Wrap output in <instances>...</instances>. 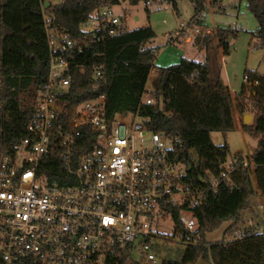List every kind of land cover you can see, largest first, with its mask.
Segmentation results:
<instances>
[{"label": "trees", "instance_id": "1", "mask_svg": "<svg viewBox=\"0 0 264 264\" xmlns=\"http://www.w3.org/2000/svg\"><path fill=\"white\" fill-rule=\"evenodd\" d=\"M128 1L136 4L141 0ZM167 1L176 9L175 0ZM189 1L193 5L192 16L205 9V0ZM245 1L257 20L253 36L264 48V0ZM116 4L120 0H63L56 7H51L50 2L45 7V0H0V152L12 153L14 146L28 135L26 126L35 113L37 94L48 71L46 29L49 27L60 36L82 39L87 35L82 30L84 21L104 5ZM99 32L101 41L91 45L89 51L73 53L72 64L82 67L72 70L73 79L64 95L65 109L104 91L111 116L138 110L150 129L166 130L179 137L180 142L171 155L186 164L185 181L200 186L203 193L199 204L192 209L198 224L199 244L174 251L165 248L159 263L194 264L202 260L205 264H264V233L252 224L241 228L243 211L250 208V198L255 194L251 174L264 198V74L247 70L250 82L257 79L258 84H244L234 95V108L239 115L245 113L246 106L250 108L252 121L244 124L241 120V129L257 139L256 148L249 158L239 153L231 156L233 166L241 165L230 172L235 187L220 183L213 189L209 177L219 178L224 168L206 153L201 142H191L201 132L232 131L235 123L228 88L218 74H210L209 58L201 62L182 57L160 67L151 82L154 103L140 104L155 59L154 47L149 46L154 38L153 29L149 25L128 29L120 18L116 24H102ZM235 35L233 29H216L213 35L194 36L192 44L211 48L215 36L226 51L227 39ZM93 64H102V76L98 80L92 77ZM95 82L99 84L97 90ZM95 145V134L87 127L81 128L73 143L66 147L60 145L56 136L51 137L49 151L40 160L38 176L49 183H66L72 174L62 154L70 153L73 168L78 156ZM192 148L195 157L191 155ZM212 148L220 152L224 147ZM245 159L249 163L246 167L242 166ZM188 165L190 171L186 170ZM199 175L208 182L207 186L199 182ZM178 211L173 209L176 232L183 234L177 221ZM224 222L228 225L223 237L208 240L207 233ZM118 256L119 264H127L133 258L129 248L119 251Z\"/></svg>", "mask_w": 264, "mask_h": 264}, {"label": "built area", "instance_id": "2", "mask_svg": "<svg viewBox=\"0 0 264 264\" xmlns=\"http://www.w3.org/2000/svg\"><path fill=\"white\" fill-rule=\"evenodd\" d=\"M119 20L111 7L103 6L82 24L87 32L82 39L46 29L48 71L26 126L28 135L12 153L0 152V264H119L118 252L127 248L133 257L127 264H156L165 254L162 242L174 238L183 246L199 244L192 209L203 193L200 186L185 181L186 164L171 155L179 137L150 129L138 110L111 116L104 91L65 109L72 70L82 67L72 64L73 53L89 51L102 39L101 25ZM202 27L200 12L166 33L167 42H190L200 33L210 34V28ZM92 69L93 79L98 80L102 64H93ZM244 81L258 84L257 79L250 82L247 73ZM148 83L140 104L155 101ZM98 86L95 82L94 89ZM83 127L95 134L96 145L81 153L73 168L70 153L62 154L71 179L59 184L38 176L51 137L66 147ZM248 165L243 160L242 166ZM239 166H233L231 158L219 178L211 176V187L220 183L235 187L230 172ZM174 208L179 210L183 234L176 232ZM168 217L173 220V237L158 231V222Z\"/></svg>", "mask_w": 264, "mask_h": 264}, {"label": "rangeland", "instance_id": "3", "mask_svg": "<svg viewBox=\"0 0 264 264\" xmlns=\"http://www.w3.org/2000/svg\"><path fill=\"white\" fill-rule=\"evenodd\" d=\"M120 4L111 6L115 14L122 20V25L128 29L149 25L154 31V38L149 46L154 47L155 59L153 61V73L149 76L148 86L160 67H166L178 62L182 57L195 61H204L209 58L211 75H219L223 85L227 86L231 96L232 115L236 117L238 112L234 108V95L238 92L244 81L247 70H254L264 74V48L258 43L253 33L257 27V20L248 10L245 0H217L210 5L212 0H205V9L202 12L203 29L210 28V34H215L216 29H231L235 36L229 37L227 50L224 51L219 40L214 36L211 48H199L190 41L180 40L172 43L167 42L166 33L174 30L180 22H187L193 15V5L189 0H175L176 9L167 0H150L147 3L138 1L130 4L128 0H120ZM51 7L63 3V0H49ZM147 5V10H146ZM107 5H104V7ZM201 35H205L200 33ZM194 37L192 38V40ZM1 90V85H0ZM1 105V100H0ZM245 112L251 113L248 106ZM241 121V118H240ZM252 121V120H251ZM201 142L210 157L226 166L234 153H239L244 158H249L257 145V139L245 133L239 126L232 131L201 132L191 142ZM212 146L224 147L216 152ZM195 157L193 148L190 150ZM211 177H209L210 179ZM255 194L250 198V208L243 211L242 218L245 226L255 225L258 231L264 232V198L258 195L254 176L251 174ZM260 205L263 207L260 208ZM252 209V210H251ZM252 222V223H251ZM257 223H259L257 225ZM228 223H222L216 230L207 233L210 241L220 240ZM158 231L166 236L173 235V220L166 218L158 222ZM162 246L171 251L183 249L184 246L172 241L162 242ZM170 252V251H168ZM165 253V252H164ZM142 264H147L146 262ZM156 264H160L159 262ZM194 264H205L202 260Z\"/></svg>", "mask_w": 264, "mask_h": 264}, {"label": "water", "instance_id": "4", "mask_svg": "<svg viewBox=\"0 0 264 264\" xmlns=\"http://www.w3.org/2000/svg\"><path fill=\"white\" fill-rule=\"evenodd\" d=\"M49 6V0H45V7H48ZM230 38L227 39V42H229ZM252 114L251 113H247L245 112L243 115H242V122L244 124H249L252 120ZM191 169V166L188 165L187 166V171H190ZM198 179H199V182L203 185V186H207V181L201 176L199 175L198 176Z\"/></svg>", "mask_w": 264, "mask_h": 264}, {"label": "crops", "instance_id": "5", "mask_svg": "<svg viewBox=\"0 0 264 264\" xmlns=\"http://www.w3.org/2000/svg\"><path fill=\"white\" fill-rule=\"evenodd\" d=\"M120 3H121V1H120ZM168 33V32H167ZM180 41V40H179ZM186 42V41H185ZM188 43H190V42H188ZM192 44V43H191ZM259 73V72H258ZM259 74H261V73H259ZM240 118H241V120H242V115H239V114H237L236 115V117H234L233 119H234V123H235V128L236 127H240L241 128V121H240ZM258 195L259 196H261L259 193H258ZM261 206V205H260ZM263 207V206H262ZM262 207H260V208H262Z\"/></svg>", "mask_w": 264, "mask_h": 264}]
</instances>
